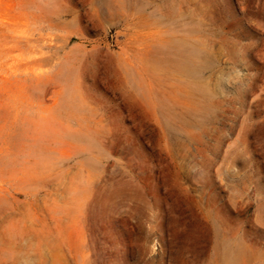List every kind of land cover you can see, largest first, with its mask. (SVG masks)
Instances as JSON below:
<instances>
[{
    "label": "rangeland",
    "instance_id": "rangeland-1",
    "mask_svg": "<svg viewBox=\"0 0 264 264\" xmlns=\"http://www.w3.org/2000/svg\"><path fill=\"white\" fill-rule=\"evenodd\" d=\"M0 264H264V0H0Z\"/></svg>",
    "mask_w": 264,
    "mask_h": 264
},
{
    "label": "bare ground",
    "instance_id": "bare-ground-1",
    "mask_svg": "<svg viewBox=\"0 0 264 264\" xmlns=\"http://www.w3.org/2000/svg\"><path fill=\"white\" fill-rule=\"evenodd\" d=\"M191 56V55H190Z\"/></svg>",
    "mask_w": 264,
    "mask_h": 264
}]
</instances>
